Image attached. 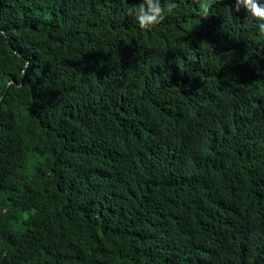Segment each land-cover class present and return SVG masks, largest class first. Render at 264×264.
Returning a JSON list of instances; mask_svg holds the SVG:
<instances>
[{"label":"trees","instance_id":"trees-1","mask_svg":"<svg viewBox=\"0 0 264 264\" xmlns=\"http://www.w3.org/2000/svg\"><path fill=\"white\" fill-rule=\"evenodd\" d=\"M140 2L0 0V264H264L261 21Z\"/></svg>","mask_w":264,"mask_h":264},{"label":"clouds","instance_id":"clouds-1","mask_svg":"<svg viewBox=\"0 0 264 264\" xmlns=\"http://www.w3.org/2000/svg\"><path fill=\"white\" fill-rule=\"evenodd\" d=\"M175 8L172 0H141L137 6L127 9L129 15L133 16L141 29H151L160 23L165 15L171 14ZM232 8L239 12L241 8L245 9L248 17L261 21L259 27L264 31V6L259 0H234ZM205 14L207 8L204 9ZM28 63H24V69H27Z\"/></svg>","mask_w":264,"mask_h":264},{"label":"bare ground","instance_id":"bare-ground-1","mask_svg":"<svg viewBox=\"0 0 264 264\" xmlns=\"http://www.w3.org/2000/svg\"><path fill=\"white\" fill-rule=\"evenodd\" d=\"M218 15V14H217Z\"/></svg>","mask_w":264,"mask_h":264}]
</instances>
